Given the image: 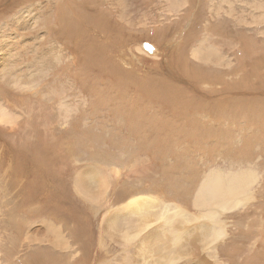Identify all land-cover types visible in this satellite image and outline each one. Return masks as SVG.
Instances as JSON below:
<instances>
[{
	"label": "rangeland",
	"instance_id": "374dc122",
	"mask_svg": "<svg viewBox=\"0 0 264 264\" xmlns=\"http://www.w3.org/2000/svg\"><path fill=\"white\" fill-rule=\"evenodd\" d=\"M227 1L0 0V108L20 118L29 144L43 143V159L156 163L158 154L191 159L201 175L230 159H254L258 170L264 0ZM221 4L233 12L216 14ZM61 167L71 188L72 170ZM1 168L6 213L19 193L9 194ZM23 236L0 226L1 264L23 263Z\"/></svg>",
	"mask_w": 264,
	"mask_h": 264
},
{
	"label": "bare ground",
	"instance_id": "6f19581e",
	"mask_svg": "<svg viewBox=\"0 0 264 264\" xmlns=\"http://www.w3.org/2000/svg\"><path fill=\"white\" fill-rule=\"evenodd\" d=\"M222 5L216 14L233 12ZM19 119L0 108V125L9 128L0 135V168L9 194L19 193L18 203L0 212V226L22 230V264H264L262 159L258 170L249 166L254 159H230L226 167L207 165L205 175L191 159L158 154L156 163L78 166L84 159H43V143L30 146L26 129L17 131ZM62 164L72 170L71 188Z\"/></svg>",
	"mask_w": 264,
	"mask_h": 264
},
{
	"label": "water",
	"instance_id": "95a60500",
	"mask_svg": "<svg viewBox=\"0 0 264 264\" xmlns=\"http://www.w3.org/2000/svg\"><path fill=\"white\" fill-rule=\"evenodd\" d=\"M142 46H143V48H144L145 50H147L149 53H152L153 50L155 49L154 46H153L151 43H148V42H144V43L142 44Z\"/></svg>",
	"mask_w": 264,
	"mask_h": 264
}]
</instances>
